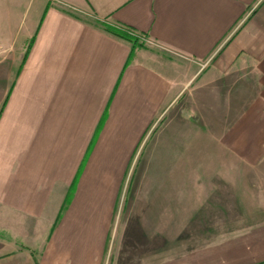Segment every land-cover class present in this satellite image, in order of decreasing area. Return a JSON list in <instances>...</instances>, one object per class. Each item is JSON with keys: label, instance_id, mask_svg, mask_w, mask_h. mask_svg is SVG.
Wrapping results in <instances>:
<instances>
[{"label": "crops", "instance_id": "0c3cea01", "mask_svg": "<svg viewBox=\"0 0 264 264\" xmlns=\"http://www.w3.org/2000/svg\"><path fill=\"white\" fill-rule=\"evenodd\" d=\"M0 9V264H264L249 209L184 194L186 168L264 154V0Z\"/></svg>", "mask_w": 264, "mask_h": 264}, {"label": "rangeland", "instance_id": "374dc122", "mask_svg": "<svg viewBox=\"0 0 264 264\" xmlns=\"http://www.w3.org/2000/svg\"><path fill=\"white\" fill-rule=\"evenodd\" d=\"M15 1L17 0H0V7L2 8V6L5 5V7L10 8L12 2ZM3 12L13 13L14 11L8 9V11L4 10ZM226 120L229 119L227 118ZM225 123L227 125L230 124L229 121H226L223 124ZM256 124L258 123H254V125ZM235 133L230 132V134ZM146 138L147 135L144 136V138L140 142V145H138L136 154L133 157L134 159H132V162L126 173V177L124 179V189L121 193L126 192V188L128 187L133 175V166L136 161V157L139 155ZM249 156L250 158L252 157V159L250 160H254V164L248 170H241L236 168L226 170L221 168V164H209L207 163L208 161H206L205 164H202L206 166V169H200V171L186 168L184 170V194L189 201L186 202V204L191 206L196 202L198 195L213 191L221 195L229 196L230 199H232L234 209H246V211L249 209V217L247 220L250 222L251 226L259 228L264 225V154L258 155L252 153ZM204 157V154L201 155V160H204L205 162V160H208V157ZM211 160L216 162L225 160H233V162H238L240 161V156H224L221 154H217V156H212ZM210 167L212 169H209ZM142 172L143 175H141V177H145L146 171ZM214 173L216 174L214 179L215 186H210L208 184V179L210 178L209 175ZM198 181H201V183H205V185H203L204 189L201 188L202 185H198ZM205 188H207V190H205Z\"/></svg>", "mask_w": 264, "mask_h": 264}, {"label": "trees", "instance_id": "16d2710c", "mask_svg": "<svg viewBox=\"0 0 264 264\" xmlns=\"http://www.w3.org/2000/svg\"><path fill=\"white\" fill-rule=\"evenodd\" d=\"M103 26L106 30L110 31L111 33H113L117 36H120V37L130 41L132 44H139L137 38L130 35L126 29H122L119 27H112V26H109L107 24H104Z\"/></svg>", "mask_w": 264, "mask_h": 264}, {"label": "built area", "instance_id": "2783aa9c", "mask_svg": "<svg viewBox=\"0 0 264 264\" xmlns=\"http://www.w3.org/2000/svg\"><path fill=\"white\" fill-rule=\"evenodd\" d=\"M127 32L132 35L133 37L137 38L139 41H144L142 35L134 32V31H131V30H127Z\"/></svg>", "mask_w": 264, "mask_h": 264}]
</instances>
